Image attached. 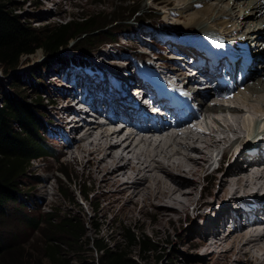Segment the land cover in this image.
<instances>
[{"label":"rangeland","instance_id":"1","mask_svg":"<svg viewBox=\"0 0 264 264\" xmlns=\"http://www.w3.org/2000/svg\"><path fill=\"white\" fill-rule=\"evenodd\" d=\"M161 1L164 0H10L11 10L22 21L39 30L50 29L65 22H76L83 15L100 14L99 21L104 23L109 20L110 17L107 14L112 11V7L118 8V12L115 14L118 17L129 15V13L125 12L129 9L127 5L139 7V12L131 16L127 23H121L117 29H105V32H103L106 36L98 37L95 41L96 46L88 47L87 45L88 53L85 55H81V52L78 53L82 51L83 48H80V45L84 42V38L80 37L79 40L69 41L65 48L58 50L57 53L51 56L42 50H37L32 55L22 57L18 67L11 72L9 71V73H4L0 68V102L4 97L14 95L20 96L26 103L32 104L34 109L41 115V121L47 124L45 128L47 131L44 134L41 132L39 137L41 142L48 148L45 151V156L34 161L30 171L19 178L21 184L17 188V201L10 204L7 209V215L0 218L1 245L20 248L24 251L27 250L28 253H36L45 240L43 233L46 232V228L41 229L42 231L40 232L38 230L34 231L27 224V220L32 219L34 222L39 223L45 221L48 216L61 219L69 215L76 222L84 223L85 231V236L81 243L72 244L75 249L80 250L75 256H71L74 262L79 260L84 261L85 264H99V258L94 249L95 240H98V246L111 243H116V245L120 246L124 243V236L132 234L143 237L154 245V251L149 253L143 252L141 246H133L125 250L137 262H139L138 257L141 256L143 258L141 264H243L242 261H235L234 258L243 256L244 252L234 255V250L222 243L227 234L226 230L224 232L220 231L216 235L218 237V241L216 240L217 244L212 246L208 250L209 252L205 253L199 247L200 243H205L209 238L202 231V222L206 219L212 221L215 217L214 214L217 213L218 209H222L226 200H228V197L225 198L219 189L217 182L219 173L212 178L208 174L214 168L217 169L218 165L221 166L223 164L221 167L226 168L229 156L218 164L221 152L220 154L218 151L214 152L210 164L196 183L193 198L195 202L198 201L204 204V207L193 210V206H189L187 214L183 216L180 222L173 221L170 224H165L166 226L162 224L165 228V231H163L159 229L158 221H156L159 215L155 212H160L161 209L166 207L152 206L153 208L150 207L147 213H141L138 205L126 199V194L122 197L114 196L115 193L111 192L109 188L102 186V183L97 186L85 173L81 172L80 166L66 162L64 157L60 155L61 151L66 153L69 151L67 148L60 147L64 141L59 135V133H63L60 126L65 125L67 127L70 125L69 128L65 129V138L68 143L72 142L75 137L76 139L79 138L82 134H79L80 132L76 134L67 132V130L72 128L71 126L74 122H66L67 116L61 119L59 113H53L50 101L60 99L61 103H64V101L69 99L71 106L67 114H71L78 112L76 108L79 107L78 105L75 106L76 102L72 101L75 99H77V102L81 100L83 109L82 112L80 111L79 116H83L85 120L94 118L93 115L85 113V109L89 112L91 108L84 103L86 102L85 99L97 101L92 93L79 91L73 94L72 98V95L69 94L73 81L81 82L79 78L88 84H104L106 88L108 87L109 93L126 98L132 108L136 106L140 110H142L143 106H147L144 103L146 97L141 95L134 103H131L129 97H136L135 90L136 88L138 90L141 83L142 86L147 84L144 77L141 79V75L144 73H154L160 76V78H157L159 81L166 84L170 83L172 87L178 90L180 95L182 94V98L184 96L187 97L186 100L189 98L188 102L193 104V109L196 108L194 100L199 99V92H203L201 89L203 85L214 86L219 83L221 88L225 89L229 80L232 81L224 76L225 72H228V68L222 70L224 63L220 62L214 65L216 71L212 72L210 70V79L212 80L209 84L208 81L201 80L203 79L202 77H196V80L189 84L188 87H183L185 78H178L175 75L192 69L189 66L195 64L193 61L196 58L199 60L197 62L200 63L203 53L208 59L211 56L212 60L215 54L209 56L206 51L199 49L194 44L195 41H203L201 39L204 38V32H199L194 28V25L188 22V16H190L188 14L191 12L185 13L183 17L169 13L170 9H174L176 5L178 7L184 0H175L170 6L160 3ZM122 2L125 4H121ZM208 3L215 4L214 2ZM236 13V16H232V20L238 30L235 31L239 35L237 39L245 40V36L248 33L244 31L249 27V24L247 23V25L242 27L241 23L248 20L242 19V10L239 9ZM108 34L112 35L113 40ZM250 35L253 36L255 33H250ZM235 39H224L222 43L227 47H234L232 43L236 41ZM237 43L243 44L246 50L253 51L251 46L249 47L250 42L244 43L241 41ZM260 44L264 45L262 42ZM171 46L179 47L182 51L189 50L188 52H190L192 50V53L196 52L197 57L191 55L192 57L188 56L184 61H181L177 56L182 55V52L169 49ZM239 46L241 47V45ZM262 56L261 63L254 62L250 56L246 58L247 60L245 61L248 64L246 67L250 68L253 77L245 81L244 86L246 84L252 86L254 85L252 84L253 82L256 84L259 78L264 80V55ZM61 57L66 59V63L63 66L59 64V58ZM204 62L207 61L204 60ZM160 66L162 67L160 68ZM202 66L204 67V65ZM236 72H238V69ZM106 73L108 75L107 78H105ZM215 73V77L212 78L211 74L214 76ZM147 77L152 81V77ZM238 77L243 79L242 74H239ZM16 79L20 80L19 86L13 87V82ZM129 80L135 82L134 88H129L125 92L123 91V88L125 89L123 83ZM222 80L226 82L225 86L221 85ZM153 82L155 83L156 80L153 79ZM174 82H177V85ZM191 85L195 86L192 87ZM244 86H241L240 89L243 90ZM140 88L142 87L140 86ZM206 90L209 93L202 96L206 98V101H208L207 105H209L213 103V101L209 100L214 97L212 91L215 90L212 86L207 87ZM231 90L236 93L239 88ZM226 99L227 97H224V101ZM37 102L38 105L36 104ZM147 108V111L149 110L150 113L156 114L151 111V107L147 106ZM185 110H188L187 112L189 113L192 112L189 109ZM159 115L163 116L164 112H160ZM178 116L185 118L187 113H183L182 110ZM214 116L218 117L216 114H213ZM203 117L204 114L200 117H195L199 119L198 123L192 122L190 126L181 129L180 132L187 130L189 127H193V131H207L205 130ZM97 118L98 121L105 120L104 118ZM245 118H247V115ZM191 120L193 121L194 119H189L190 122ZM170 121L174 125L173 118ZM206 123L208 126L214 125L211 120H207ZM86 124H88V121ZM120 125L125 126L123 122L119 124V127ZM128 129L131 130V128L123 130V136L129 131ZM171 132H168V134ZM262 142H264V136ZM237 145H235V148L238 147ZM226 146H229V144ZM191 155H195V153H191ZM64 156L67 155L64 154ZM246 168L250 169L249 166H246ZM79 190L83 191L84 199L79 195ZM129 190L136 191V189ZM261 193H264V190ZM242 196V194H238L239 198ZM255 207H258V203L255 204ZM251 209L248 206L245 207L246 212L251 211ZM227 222L225 221L224 224H227ZM199 227L201 230H198ZM41 228H44V226H41ZM69 243L71 244V242ZM221 243L223 245L219 246ZM258 255L259 257L261 256L260 253Z\"/></svg>","mask_w":264,"mask_h":264},{"label":"bare ground","instance_id":"2","mask_svg":"<svg viewBox=\"0 0 264 264\" xmlns=\"http://www.w3.org/2000/svg\"><path fill=\"white\" fill-rule=\"evenodd\" d=\"M174 2L175 0H164L160 3L170 6ZM239 9L242 10V19L248 20L247 22L242 20V27L249 24L244 31L248 33L244 41L237 39L239 35L235 31L238 30L232 20V16H236ZM188 12H191L188 14L190 15L188 22L199 32L203 31V37L206 38L201 39L203 41H195L194 44L206 51L209 56L212 54L215 56L212 60L211 56L208 59L204 53L203 55L199 53L200 63L197 62L198 58L193 57L195 64L189 66L192 69L185 73H178L175 77L185 78L183 87H188L196 80V77H202L203 79H200L208 81L209 84L212 80L210 70L216 71L214 65L223 62L222 70L228 68L224 76L232 80H229L225 89H222L219 83L214 86L203 85L201 87L203 92H199V99L194 100L196 108L193 109V104L186 101V98H182V94L180 95L170 83L159 81L157 78L160 76L154 73H144L141 79L144 77L149 88L146 85L142 86V83L139 84L142 88L139 89L140 86L138 90L136 88V97H129V99L131 103H134L141 95H144L145 99L149 100L146 103L152 108L151 111L156 113L152 114L149 110L147 111V106L142 105L141 109L144 112L136 106L132 108L126 98L109 93L108 87L106 88L104 84H88L81 78H79L80 83L72 80L74 83L69 91L71 98L79 91H88L96 97L97 101L85 99L84 103L91 108L89 112L85 109V113L94 116L93 119L86 120L83 116H79L83 109L81 100H79L80 103L77 99L72 101L79 107H75L78 112L71 114H67L71 106L69 99L64 103H61L60 99L50 101L53 113H59L61 119L67 116L66 122H74L67 132L82 134L68 143L65 138V129L70 125L60 126L63 133L59 135L64 140L60 147L69 150L67 153L61 151L60 155L66 162L80 166L81 172L85 173L97 186L102 183V186L115 193L114 196L122 197L126 194V199L138 205L141 213H147L152 206L166 207L160 212H155L159 215L156 220L159 229L163 231H165V224L173 221L180 222L187 214L189 206H193V210L204 207V204L195 202L193 198L196 183L210 164L214 152L218 151L219 154L221 152L218 164L229 156L226 168L221 167L223 164L221 166L217 164V169L214 168L208 174L212 178L219 173L217 177L219 189L225 198L228 197V200L225 206L214 214L212 221L205 218L206 220L202 222V231L209 238L205 243L199 242V247L206 253L217 244L216 235L226 230L227 234L222 243L233 249L234 255L244 252L243 256H236L235 261H242L243 264H264V193H261L264 190V142H262L264 80L259 78L256 84L253 82L252 86L247 84L244 86L245 81L253 77L250 68L246 67L248 65L246 58L250 56L254 62L261 63L262 55H264V45L260 44L261 42L264 44V0H184L181 5L178 7L176 5L174 9L169 10V13L180 17ZM250 33L255 35L249 36ZM229 38H236V41L232 43L235 48L228 44L229 47H227L222 43L224 39ZM241 41L250 42L249 47L251 46L253 51L246 50L243 44L237 43ZM169 49L181 51L182 55L177 56L181 61L188 56H196V52L192 53V50L182 51L179 47L172 46ZM237 69L238 72H236ZM216 73L214 76L211 74L212 78ZM239 74L243 76L240 83L237 82ZM147 76L152 77L156 82L154 83L153 79L151 81ZM107 77L106 73L105 78ZM134 83L132 80L125 81L123 91L134 88ZM174 83L177 85V82ZM211 86L215 91H212L214 97L209 101L213 103L207 105L208 101L202 95L209 93L206 89ZM241 86H244L243 90L240 89ZM235 88H239L236 93L231 90ZM227 89L229 93L224 96L227 97L224 101V97L220 95L226 93ZM185 109L192 112L189 113ZM109 110L111 111L108 113ZM182 110L183 113H187L185 118L178 116ZM160 112H164V115L160 116ZM203 114L205 130L208 132L193 131V127L180 132L192 122L198 123L199 119L195 117ZM213 114L218 115L219 119L213 117ZM246 115L247 118H245ZM97 117L105 120L98 121ZM171 118L174 120V125L170 121ZM189 119L194 120L190 122ZM207 120H211L214 125L208 126ZM87 121L88 124H86ZM122 122L125 126L119 127ZM125 128H131V130L128 129L129 131L123 136ZM170 131L172 132L168 134ZM228 144L229 146H226ZM235 145L238 147L235 148ZM246 166L250 169L248 170ZM129 189H136V191ZM239 193L243 195L241 198L238 197ZM257 203L258 207H255ZM246 206L252 208L251 211L246 212ZM225 221H228L227 224H224ZM198 230L201 228L199 227ZM222 243L219 246L223 245Z\"/></svg>","mask_w":264,"mask_h":264},{"label":"trees","instance_id":"3","mask_svg":"<svg viewBox=\"0 0 264 264\" xmlns=\"http://www.w3.org/2000/svg\"><path fill=\"white\" fill-rule=\"evenodd\" d=\"M9 3L10 0H0V68L4 73L16 69L22 57L32 55L37 50L51 56L65 48L69 41L79 40L80 37L84 38L80 45L84 50L78 53L85 55L89 46H96L98 37L106 36L105 29H117L139 12V7L127 5L131 8L125 11L129 15L118 17L115 16L118 8L112 7V11L107 14L110 18L104 23L99 21L100 14L83 15L76 22H65L39 30L22 21L11 10ZM108 35L113 40L112 35ZM65 63L64 57L59 58L61 66ZM19 83L20 80L16 79L12 86L18 87ZM40 116L33 105L26 103L20 96H6L0 102V218L7 215L9 205L17 201V188L21 184L19 178L25 176L33 162L44 157L48 149L39 137L41 132L44 134L47 131V124L41 121ZM79 195L84 199L82 190H79ZM27 224L34 231L40 232L46 228L43 233L45 240L40 249L36 253H28L27 250L0 244V264H85L79 260L74 262L71 257L80 251L72 244L81 243L84 238V223L76 222L68 215L61 219L48 216L39 223L29 219ZM123 240L120 246L116 243L98 246V240H95L94 249L99 264H141V256L138 257L139 263L125 252L133 246H141L145 253L154 251V245L143 237L126 234Z\"/></svg>","mask_w":264,"mask_h":264}]
</instances>
